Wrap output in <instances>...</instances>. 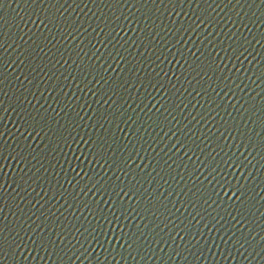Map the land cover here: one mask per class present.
I'll list each match as a JSON object with an SVG mask.
<instances>
[{"label": "water", "instance_id": "water-1", "mask_svg": "<svg viewBox=\"0 0 264 264\" xmlns=\"http://www.w3.org/2000/svg\"><path fill=\"white\" fill-rule=\"evenodd\" d=\"M0 264H264V0H0Z\"/></svg>", "mask_w": 264, "mask_h": 264}]
</instances>
